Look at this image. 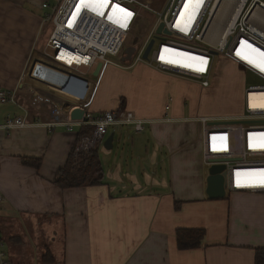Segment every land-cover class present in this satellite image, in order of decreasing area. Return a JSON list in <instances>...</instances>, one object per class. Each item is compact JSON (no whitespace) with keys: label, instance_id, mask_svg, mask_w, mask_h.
Here are the masks:
<instances>
[{"label":"crops","instance_id":"0c3cea01","mask_svg":"<svg viewBox=\"0 0 264 264\" xmlns=\"http://www.w3.org/2000/svg\"><path fill=\"white\" fill-rule=\"evenodd\" d=\"M42 2L0 0V88L16 95V103L0 102V252L7 263L256 264V250L264 251V200L245 196L234 207L231 194L208 198L211 164L204 161L195 120L203 115L185 108L188 92H177L175 99L166 93L176 85L206 88L143 63L105 65L97 76L92 69L89 77L88 68L50 61L39 71L51 75L47 84L57 86L48 85L52 109L47 108L30 86L44 82L25 79L34 59L29 54L41 27ZM122 97L123 108L146 120L145 129L126 126L124 140L123 132L112 129L111 149L116 139L119 150L112 164L106 163L107 171L100 160L101 185L61 189L54 183L75 146L76 130L2 127L8 116L27 114L47 124L76 111L114 110ZM250 99L256 103V93ZM24 157L40 158L39 168L23 165ZM178 229L202 230L200 245L179 249ZM47 252L49 262L43 260Z\"/></svg>","mask_w":264,"mask_h":264},{"label":"built area","instance_id":"2783aa9c","mask_svg":"<svg viewBox=\"0 0 264 264\" xmlns=\"http://www.w3.org/2000/svg\"><path fill=\"white\" fill-rule=\"evenodd\" d=\"M57 1L52 7L49 1L42 4L44 9L51 7L52 13L47 15V19H51L53 24L45 48L51 50L47 55L53 62L66 68L95 69L98 63H102V66L113 64L130 68L143 63L207 88L216 69V55L222 54L242 71L249 73L251 79L244 86L240 115L224 119L203 115L195 120L201 129L204 161L213 164L211 159L232 158L231 161L220 162L225 165L226 194L264 193V107L257 106L250 99L251 94H264V67H261L264 60L260 58V54L253 56L256 50L264 53V0H225L224 4V0H203L199 8L192 6L198 0H166L162 12H157L138 0H87L89 3L86 4L85 0ZM145 8L157 14L147 39L133 52L129 62H113L108 55L121 57L124 54L123 46L128 34ZM190 12L192 19L182 18L184 13L189 15ZM217 14L221 23L225 16L229 17L223 23L224 36L220 40L214 38V35L211 37V26ZM160 23L169 34L163 30L157 33ZM151 39L154 42L148 55L144 57ZM243 42L255 48V51L249 50L252 53L251 60L239 52ZM242 49L246 53L248 46L245 45ZM214 51L217 53L214 54ZM175 52L189 56L185 61L177 62ZM75 56H80L79 61L74 59ZM0 102L16 103L15 93L0 88ZM223 121L237 123H220ZM145 122L146 120L128 109L95 113L86 110L81 118L72 119L67 115L47 124L30 120L27 114L8 116L2 127L12 130L32 125H45L48 129L62 126L70 132L90 127L91 133L81 136L75 145L76 151L87 152L104 139L109 127L128 126L141 132L145 129ZM221 127L225 128L220 129ZM220 133L228 139L232 153L220 144L210 147L209 137H217ZM1 198L0 194V200ZM4 256L0 252V264H8Z\"/></svg>","mask_w":264,"mask_h":264},{"label":"rangeland","instance_id":"374dc122","mask_svg":"<svg viewBox=\"0 0 264 264\" xmlns=\"http://www.w3.org/2000/svg\"><path fill=\"white\" fill-rule=\"evenodd\" d=\"M139 2L143 3L147 7L157 11V12H162L163 7L165 5L166 0H138ZM58 3L57 0H51L50 1V6L52 7L53 5H56ZM51 7L48 9H45L44 12L47 14H51L52 10ZM47 14L45 15V18L42 17V15H39L40 20H41V27L39 32L36 34L35 39H34V46L32 51L29 54V58H34L30 60V65L28 67L27 74L25 75L26 81H30L31 78H35L33 81L34 82H44L43 84L39 83H31V90H33L38 98V100H41L46 104V107L52 109V103H50L48 100V95L51 94L49 92V87L50 86H55V84H52V82H49L47 84L48 80L47 78H50V73H52V70L50 69V72L48 73L50 76H41L42 73H40V69L42 67V70L45 68L44 66L48 65L51 60L49 56L47 55V52L51 53V50H46L45 44L48 38V35L50 34L53 24L51 19H47ZM157 17V14L152 12L149 9H142L141 11V17L138 18L137 23L133 27L132 31L128 34V38L123 46V49L127 48H132L133 52L136 51L138 46L143 43L155 22V19ZM219 20V19H218ZM214 35V28L212 27L211 30V37ZM250 46L248 47L247 52L245 53L243 50V46ZM255 50L253 46L250 44L243 42L241 46L239 47V52L243 54V56L249 60L252 59V53L249 50ZM261 52L256 50L255 53H253V56L255 54L259 55ZM30 58V59H31ZM108 58L111 59L113 62H122L120 57H112L108 55ZM217 60L219 59V62L216 64V69L213 72L210 86L207 87L204 90H194L191 88V90L188 89L187 86L182 87L181 85H176L178 87L172 86L169 88V90L166 92L168 96L176 98L177 92H188L189 96H187L184 99V104L185 108L189 109V114L190 112L194 109L195 112L200 113V115H208L210 117H219V119H224L227 117H233L236 115H240L242 113L243 109V90L245 84H247L251 76L249 73L244 72L241 70L240 67H237L234 63L231 61H228L225 57H223L222 54H217L216 55ZM262 60H264V57H260ZM259 60V59H258ZM58 69L64 70L63 68L57 66ZM57 68H54V72ZM82 71H84L86 68L81 67L80 68ZM41 70V71H42ZM58 70V72H61ZM93 70L90 69L89 77H93L91 75V72ZM76 75H68L70 79H74ZM185 80V79H183ZM78 81V80H75ZM75 81H69V85ZM79 83V82H78ZM52 86V87H53ZM57 87V86H55ZM70 88V87H69ZM68 88V89H69ZM44 91V92H43ZM31 93V92H30ZM161 91L157 90L154 91L156 100H159ZM258 98L261 99V94L256 93V99ZM52 100V97H51ZM56 102V101H55ZM36 104V103H35ZM188 115V114H187ZM6 121V119H5ZM4 121V122H5ZM187 121H192V120H187ZM234 127V126H233ZM116 129L119 132H123V140L125 139V136L127 135L128 127L126 126H116V127H109L106 130V133L104 135V139L97 145V150L98 154L100 156V160L103 163L104 169L107 171L108 166L106 163L109 165L112 164L113 160L115 159V154H117L119 147L117 146L116 139L114 141V147L110 149L109 151H105L103 142L106 140V138L112 133V129ZM225 127H221L220 129H224ZM201 129L199 126V140L197 139V133H192V138L195 141H200L201 142ZM118 136V135H117ZM209 140L211 141L210 147L214 148V145L220 144L222 145L225 149H228L229 153H232L233 150L229 147V141L227 138H225L221 133L217 137H209ZM202 143V142H201ZM148 168L151 169V166ZM141 171V170H140ZM138 178L141 177V175H137ZM125 178L128 179L125 175ZM141 180V179H140ZM230 201H233L232 206L237 207L245 196L248 197H253L255 200H264V193H256V194H250L247 192H233V193H227L226 196L230 195Z\"/></svg>","mask_w":264,"mask_h":264},{"label":"trees","instance_id":"16d2710c","mask_svg":"<svg viewBox=\"0 0 264 264\" xmlns=\"http://www.w3.org/2000/svg\"><path fill=\"white\" fill-rule=\"evenodd\" d=\"M45 1H51V0H43V2L40 4L41 10H45L44 8H42V4ZM46 14L47 13L44 12L41 13L40 15H42V17L45 18ZM125 56L126 55L123 54L121 55L120 58L122 59ZM131 59L132 58H130L129 60H125L123 62L127 63ZM123 105H124V98L122 97L119 100V107L114 110L125 109L123 108ZM90 133H91L90 127H81L77 132V137L74 145H76L77 141L81 136ZM21 162L23 165L38 169L41 163V159L24 157L21 159ZM103 176H104V171L99 159L97 146L87 152L81 150L76 151L74 146L70 151L64 166L59 170V174L54 183L61 189L75 188L82 186H95V185H101L103 183ZM175 203L176 205L179 204V202L177 201ZM203 235H204L203 231L199 229L196 230L178 229L176 231L177 246L181 250L195 248L200 245V241L203 238ZM49 257L50 254L49 252H47L43 256V260L49 262ZM255 263L256 264L264 263L263 250H256Z\"/></svg>","mask_w":264,"mask_h":264},{"label":"water","instance_id":"95a60500","mask_svg":"<svg viewBox=\"0 0 264 264\" xmlns=\"http://www.w3.org/2000/svg\"><path fill=\"white\" fill-rule=\"evenodd\" d=\"M166 32L169 34V32L165 29H163V24L160 23L158 28H157V33H160L161 31ZM154 42V39H151L149 43L146 46V49L144 51L143 56L146 57L148 55V52L150 51V48ZM217 52L214 51V54ZM124 54L126 55L124 58H122V61L129 60L133 54V49L132 48H127L124 51ZM102 68V63H98L97 66L95 67V70L93 72V76H97L99 71ZM82 113L81 112H72L71 113V118L72 119H78L81 118ZM219 123V122H215ZM220 123H237V121H223ZM112 140H113V133H111L106 140L103 142L104 148L109 150L112 147ZM232 158H215L211 159L210 162L213 163L211 164L209 168V173L206 177V194L209 199H221L226 196V191H225V174L226 172L224 171L225 165L221 164L220 162L223 161H231Z\"/></svg>","mask_w":264,"mask_h":264},{"label":"bare ground","instance_id":"6f19581e","mask_svg":"<svg viewBox=\"0 0 264 264\" xmlns=\"http://www.w3.org/2000/svg\"><path fill=\"white\" fill-rule=\"evenodd\" d=\"M86 2L84 3V4H86V3H89L87 0H85ZM202 1L203 0H198L196 3H199V7H200V5H201V3H202ZM96 3V2H95ZM225 3V0L223 1V4ZM232 5V4H231ZM218 6H219V4H218ZM81 7V6H80ZM198 7V8H199ZM233 7V6H232ZM232 7L230 8V9H232ZM86 8H90L89 6H86ZM81 9H82V7H81ZM197 10V9H196ZM76 12H78V11H76ZM218 16V14L216 15V17L214 18V22H213V24H212V26L211 27H213L214 28V38H216L217 40H220L223 36H224V27H223V23H225V21H227L228 19H229V17L228 18H226L225 20H224V22L223 23H221L217 18ZM229 16H230V14H229ZM192 17H193V15H192V12H190V14L188 15L187 13H184L183 15H182V18H189V19H192ZM188 19V20H189ZM190 21V20H189ZM187 25H190V24H187ZM175 54L176 55H174V58H175V61H177V62H183V61H185L188 57L187 56H189V55H187V56H185L186 54H180V53H178V52H175ZM79 58H80V56H75L74 57V59L76 60V61H79ZM193 60V59H192ZM262 99H264V94H261V99H259V100H257L256 99V105L258 106V105H260L261 107H264V102H262L261 103V100ZM252 101V100H251ZM259 102V103H258Z\"/></svg>","mask_w":264,"mask_h":264},{"label":"snow or ice","instance_id":"6c2138e0","mask_svg":"<svg viewBox=\"0 0 264 264\" xmlns=\"http://www.w3.org/2000/svg\"><path fill=\"white\" fill-rule=\"evenodd\" d=\"M192 6H193V8H198L199 7V3H193ZM248 47H250V46H248ZM253 51H255V50H253ZM237 54L239 55L240 53L238 52ZM260 55H261V57H264V53H260ZM162 59H163V57H162ZM261 67H264V64H262Z\"/></svg>","mask_w":264,"mask_h":264}]
</instances>
